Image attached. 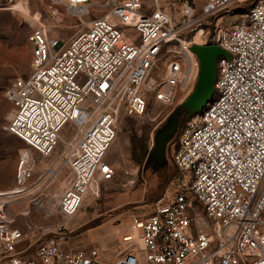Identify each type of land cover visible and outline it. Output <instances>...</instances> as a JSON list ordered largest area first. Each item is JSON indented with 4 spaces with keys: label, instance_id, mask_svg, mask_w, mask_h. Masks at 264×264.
<instances>
[{
    "label": "built area",
    "instance_id": "obj_1",
    "mask_svg": "<svg viewBox=\"0 0 264 264\" xmlns=\"http://www.w3.org/2000/svg\"><path fill=\"white\" fill-rule=\"evenodd\" d=\"M92 1L53 0L79 13ZM150 1L95 0L105 15L66 41L36 27L30 72L5 93L7 130L47 160L24 214L56 199L57 214L72 218L118 175L108 156L121 118L145 116L153 99L177 107L198 81L193 47L218 45L227 55L215 93L177 134L180 187L131 214L115 257L71 245L66 222L18 227L16 199L0 190V264H264V0H182L177 11ZM37 163L21 153L18 181ZM122 173L124 186L138 183V168Z\"/></svg>",
    "mask_w": 264,
    "mask_h": 264
},
{
    "label": "rangeland",
    "instance_id": "obj_2",
    "mask_svg": "<svg viewBox=\"0 0 264 264\" xmlns=\"http://www.w3.org/2000/svg\"><path fill=\"white\" fill-rule=\"evenodd\" d=\"M203 1L195 0L198 6ZM181 3L182 0H161L162 5L173 11H177ZM24 5L29 7V12L24 9ZM87 7L89 9L84 13H74L67 5L56 4L53 0H0V190H12L19 184L17 172L20 155L30 152L22 139L7 130L11 105L5 96L14 79L27 76L30 72V36L36 27L42 25L50 36L65 41L70 39L85 29L92 18L105 15L107 11L104 5L96 4L95 0L88 2ZM187 99L188 97L174 109L153 99L145 116L121 118L117 137L108 156L109 160L119 166L118 175L114 180L103 184L100 197L93 200L86 210L84 202L77 215L66 220L69 228L66 238L71 245L78 248L95 246L103 255L117 256L125 248L122 235L130 227L131 214L150 212L153 202L159 196L166 191L172 193L180 187L181 178L173 167L172 159L185 111L177 115L178 126L167 143L165 164L156 167L154 161L152 166L146 162L154 147L158 130ZM134 138L142 139L147 147L140 151L138 158L133 156ZM126 165L139 170L138 183L133 187L123 185L125 177L122 167ZM40 172L41 170H36L26 185L19 184L26 187L25 194L16 199L9 210L10 214L12 210L15 211L16 225L24 230H29L31 223L48 224L56 228L65 221L57 212L48 214L45 207L40 211L33 210L30 216L24 214L33 206L31 200L35 198L37 190L30 187V184ZM262 215L264 220V211Z\"/></svg>",
    "mask_w": 264,
    "mask_h": 264
},
{
    "label": "water",
    "instance_id": "obj_3",
    "mask_svg": "<svg viewBox=\"0 0 264 264\" xmlns=\"http://www.w3.org/2000/svg\"><path fill=\"white\" fill-rule=\"evenodd\" d=\"M193 51L200 60V73L194 91L188 96V99L181 104L182 110L186 112L180 125L186 118L193 113L201 110L214 94V81L216 76L215 64L221 55H227V52L218 45L214 44H196ZM176 119H167L164 125L158 130L154 147L151 149L149 159L154 161L155 166H163L166 161L167 143L173 136L177 128Z\"/></svg>",
    "mask_w": 264,
    "mask_h": 264
},
{
    "label": "bare ground",
    "instance_id": "obj_4",
    "mask_svg": "<svg viewBox=\"0 0 264 264\" xmlns=\"http://www.w3.org/2000/svg\"><path fill=\"white\" fill-rule=\"evenodd\" d=\"M24 7V9L26 10V11H28L29 12V7L28 6H26V5H24L23 6ZM72 10H74V9H72ZM75 11L76 10H74V13H75ZM73 12V11H72ZM80 11H78V13H79ZM77 13V12H76ZM81 13H84V10L83 11H81ZM24 154V156H25V152L23 153ZM17 183H19V184H21V185H25L23 182H17ZM19 184H16L13 188H12V190H7L9 193H13V196H14V198L15 199H18V198H21V197H23V195L25 194V190H26V187H22L21 185H19ZM53 199H50L49 201H47L46 203H45V205H44V207H45V211L48 213V214H54V213H56L57 212V207H56V200H53ZM48 204V205H47ZM82 205H83V203L81 204V207H80V209H79V211L81 210V208H82ZM78 211V212H79ZM77 212V213H78ZM77 213H76V215H77ZM65 219V221L64 222H66L67 223V221H66V218H64ZM67 220H70V218H68Z\"/></svg>",
    "mask_w": 264,
    "mask_h": 264
},
{
    "label": "trees",
    "instance_id": "obj_5",
    "mask_svg": "<svg viewBox=\"0 0 264 264\" xmlns=\"http://www.w3.org/2000/svg\"><path fill=\"white\" fill-rule=\"evenodd\" d=\"M214 93H215V89H214ZM214 95V94H213ZM212 98V97H211ZM177 110V109H176ZM175 110V111H176ZM133 156L135 158H138V154L140 153L141 150L146 149L147 147L144 145V142L142 141V139L139 138H134L133 140ZM149 166H152V160H150L149 158L147 159L146 162ZM174 167V166H173ZM175 168V167H174ZM176 169V168H175Z\"/></svg>",
    "mask_w": 264,
    "mask_h": 264
},
{
    "label": "crops",
    "instance_id": "obj_6",
    "mask_svg": "<svg viewBox=\"0 0 264 264\" xmlns=\"http://www.w3.org/2000/svg\"><path fill=\"white\" fill-rule=\"evenodd\" d=\"M28 150L30 151V152H29L30 155L38 161L36 170H42V169L45 167V165H46V161H47L46 158L40 156V154H39L38 152H36L35 150H32V149H28ZM32 182H33V181H32ZM32 182H31V183H32ZM39 187H40V186L38 185V186L35 187L34 189L38 190ZM52 201H53V200H52ZM85 210H86V208H85ZM85 213H86V212H85ZM11 214H12V215H16L15 211H13V210H12Z\"/></svg>",
    "mask_w": 264,
    "mask_h": 264
},
{
    "label": "flooded vegetation",
    "instance_id": "obj_7",
    "mask_svg": "<svg viewBox=\"0 0 264 264\" xmlns=\"http://www.w3.org/2000/svg\"><path fill=\"white\" fill-rule=\"evenodd\" d=\"M215 68H216V73H217V62L215 64ZM215 79H216V76H215ZM184 110H182L181 107H179L171 116H169V119H176L177 120V115L181 114ZM167 121V120H166ZM165 121V122H166ZM165 124V123H164ZM163 124V125H164ZM167 150V149H166Z\"/></svg>",
    "mask_w": 264,
    "mask_h": 264
},
{
    "label": "snow or ice",
    "instance_id": "obj_8",
    "mask_svg": "<svg viewBox=\"0 0 264 264\" xmlns=\"http://www.w3.org/2000/svg\"><path fill=\"white\" fill-rule=\"evenodd\" d=\"M105 87H106V85H105Z\"/></svg>",
    "mask_w": 264,
    "mask_h": 264
}]
</instances>
